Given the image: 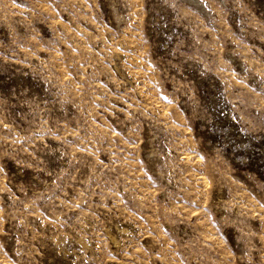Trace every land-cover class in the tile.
<instances>
[{
    "label": "rangeland",
    "instance_id": "1",
    "mask_svg": "<svg viewBox=\"0 0 264 264\" xmlns=\"http://www.w3.org/2000/svg\"><path fill=\"white\" fill-rule=\"evenodd\" d=\"M264 0H0V264H264Z\"/></svg>",
    "mask_w": 264,
    "mask_h": 264
},
{
    "label": "built area",
    "instance_id": "2",
    "mask_svg": "<svg viewBox=\"0 0 264 264\" xmlns=\"http://www.w3.org/2000/svg\"><path fill=\"white\" fill-rule=\"evenodd\" d=\"M264 150V149H263Z\"/></svg>",
    "mask_w": 264,
    "mask_h": 264
}]
</instances>
